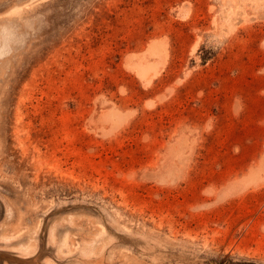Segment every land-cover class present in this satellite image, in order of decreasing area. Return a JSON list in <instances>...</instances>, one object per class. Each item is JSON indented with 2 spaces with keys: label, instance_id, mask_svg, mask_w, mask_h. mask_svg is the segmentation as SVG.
I'll return each mask as SVG.
<instances>
[{
  "label": "rangeland",
  "instance_id": "1",
  "mask_svg": "<svg viewBox=\"0 0 264 264\" xmlns=\"http://www.w3.org/2000/svg\"><path fill=\"white\" fill-rule=\"evenodd\" d=\"M3 231L36 250L0 264H264V0H0Z\"/></svg>",
  "mask_w": 264,
  "mask_h": 264
},
{
  "label": "bare ground",
  "instance_id": "2",
  "mask_svg": "<svg viewBox=\"0 0 264 264\" xmlns=\"http://www.w3.org/2000/svg\"><path fill=\"white\" fill-rule=\"evenodd\" d=\"M147 49H149V51H151V53L153 54V55H159L161 52H163V50L164 49H162V48H160L159 46H157L156 45V43H151V44H149V47L147 48ZM133 68H135V70L137 71V74H138V76L142 79V80H144V83L146 84V85H148L149 86V84H151V82H152V80H153V78H155L159 73H160V64L159 63H154V62H148L146 65H142V64H134V65H131ZM115 114H116V112H114ZM113 113V110H112V113H110V114H113V116H117V115H115ZM118 113H120V111L118 112ZM112 116V117H113ZM110 117V116H109ZM111 117V118H112ZM115 117H113V118H115ZM118 117H120V115H118ZM118 117H117V119H118ZM112 118V119H113ZM122 118V117H121ZM116 119V120H117ZM116 120H114L115 122H114V125H116V123H118L119 121H117L116 122ZM118 120H120V119H118ZM122 120V119H121ZM120 120V121H121ZM124 120H125V118H124ZM8 211V210H7ZM4 225V224H3ZM3 227V226H2ZM4 229H5V227H4ZM53 229H54V227H53ZM6 230V229H5ZM12 231H13V229H12ZM21 231V230H20ZM4 232V231H3ZM6 232V231H5ZM3 233V234H5V235H3V234H0L1 236H9V235H6V233ZM23 234V233H22ZM26 235V234H25ZM54 232H53V234H51V236L52 237H54ZM20 236H22V235H20ZM23 236H24V234H23ZM22 236V237H23ZM11 237H13V235H10L9 237H2V239L3 240H1V238H0V241H2V242H0V246H2V248H3V246H4V248L3 249H6V248H9L11 251H14V253L15 252H26L27 251V254H28V252H31V255H35V250L36 249H30V247H29V245H26V243H23L24 241H22V239H20V240H18V239H16L17 237H13V239L11 238ZM19 237V236H18ZM25 237V236H24ZM26 238V237H25ZM53 240V239H52ZM27 242V241H26ZM36 242V241H35ZM28 243H29V241H28ZM1 248V249H2ZM35 248V247H34ZM61 249V248H60ZM8 250V249H7ZM30 254V253H29ZM18 255V254H17ZM19 255H21V254H19ZM29 256V255H28ZM49 260V259H48ZM46 263V262H45Z\"/></svg>",
  "mask_w": 264,
  "mask_h": 264
}]
</instances>
